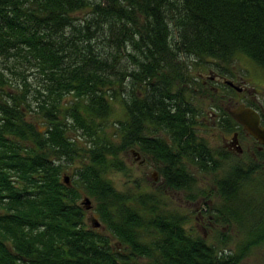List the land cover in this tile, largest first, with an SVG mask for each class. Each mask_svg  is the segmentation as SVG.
<instances>
[{
    "label": "trees",
    "instance_id": "16d2710c",
    "mask_svg": "<svg viewBox=\"0 0 264 264\" xmlns=\"http://www.w3.org/2000/svg\"><path fill=\"white\" fill-rule=\"evenodd\" d=\"M85 8L91 13L79 18ZM99 31L110 40L108 53L94 44ZM125 39L138 53H130L138 63L130 73L118 66ZM239 53L264 69V0H0V55L23 66L13 62L23 74L18 91L0 67V264H238L264 238V217L238 249L219 248L189 232L181 212L162 209L160 196L121 190L110 174L125 168L122 151L134 143L168 163L163 174L173 188L195 184L188 163L218 168L215 150L193 126L175 59L227 61ZM31 66L42 74L37 86L26 74ZM126 73L140 90L122 97L126 118L115 142L99 119L123 96L117 87ZM220 109L227 129L238 124ZM150 126L171 139L147 133ZM71 131L91 143L80 146ZM83 153L67 182L63 157ZM254 168L236 165L217 180L223 204L216 212L228 223L245 218L237 203ZM84 195L96 201L115 245L86 221Z\"/></svg>",
    "mask_w": 264,
    "mask_h": 264
},
{
    "label": "rangeland",
    "instance_id": "374dc122",
    "mask_svg": "<svg viewBox=\"0 0 264 264\" xmlns=\"http://www.w3.org/2000/svg\"><path fill=\"white\" fill-rule=\"evenodd\" d=\"M88 12L91 13L90 8H85L77 12L76 15L81 18ZM171 26L173 27L174 24L171 23ZM109 41L108 37L105 38L103 33L99 31L97 37L94 39V44L96 47L102 49V51L108 53L111 49ZM120 45L122 47L124 46V48L120 52V62L118 66L125 64L128 72L130 73L134 68H138V63L135 62V59H133L130 55V53L138 54L137 50L130 39H125L124 43H120ZM4 59L5 58L0 55V67L4 69L9 78V82L6 84H12L14 87L13 91H18L19 88L23 87L21 84L22 82L19 84L20 86L17 85L18 81H22L23 74L16 73V69H14L15 67L13 65V59L7 61ZM175 61L178 62L177 69L180 71L179 76L181 78L179 84L184 86L182 87L184 94L183 97L194 109L196 125L199 132L198 134L204 137L212 148H221L223 137L232 135L233 131H226L219 123L218 119L213 116V111H218L219 105L222 104V101L220 100V92L217 93L213 87L205 85L204 83V79L207 78L206 75L209 73V68L219 69V67H221L229 72L243 75L245 79H247L244 83H246L250 89L248 99L255 101L257 104L258 100L264 101V69L255 60L244 53L236 54L232 59L227 61L214 59L212 57L197 59L188 54H181L180 59H175ZM14 64H17L18 68L23 67L20 63L14 62ZM116 73V75H121L117 71ZM26 74L28 76V80L32 82V86L39 85L42 74L35 66L28 68ZM132 81L133 76L126 73L123 79L124 87L122 86L121 89H119V86L117 87L123 96H114L112 99V112L99 119L101 124L106 127L108 135L113 138L115 142L119 141V136H112V133L116 132L122 120L126 118V109L122 101V97L129 98V95L133 94L134 90H140L136 89V85L133 88ZM238 81L243 84V80L240 78ZM139 86L141 85L138 84L137 87ZM220 86L223 87V84ZM223 90L236 97L235 102L233 101L234 103L241 101L243 98V93L235 90L233 91L225 86ZM64 96V99L66 100L74 97L72 94H66ZM192 115L193 114H191V116ZM38 119L41 118L38 117ZM45 124V122L41 123L40 127L43 128ZM146 131L147 133L154 134L165 132L163 129H155L151 126L147 128ZM71 135L76 136L80 146H85L87 143H91L88 137H85L83 134H78L77 131H71ZM240 139L242 141V145L247 147L248 152L254 151L256 144L252 138L241 136ZM137 152H142L143 155H146L138 143H134L133 145L128 146L126 150L122 151V157L125 160V168L113 170L110 174L115 186L121 190L129 191L131 193H136L138 191H150L160 196L165 201V204H161L162 209L181 212L185 217L187 229L191 230L190 228L192 227L193 230L191 231L196 230L199 232L205 237L208 243L219 248L227 247L228 250L238 249L239 242L246 239L250 229L261 225V219L264 217V161L262 162L263 166H259L258 171L256 170L255 173L244 180V184L241 188L244 189L243 195L246 199L252 200L253 197L249 190H256L255 186L261 185L258 188L259 190L257 189V197L259 196V199L261 200L260 204L262 202L263 204L258 209V218H254V216L246 213L243 220L237 221L232 219V221L228 223L226 222V219L222 218V214H220L221 217H219L216 212L217 208L222 207L223 204V198L218 190L217 180L237 164H247L250 162V155L244 154L243 156H239L233 153L232 155H229V157H223L221 159L220 166L212 170L203 169L199 166V164L193 162L188 163L189 169H191V172H193L196 177V182L191 187L177 189L172 188L165 183L164 177L161 174L162 172L160 173L159 169L162 167L161 161L151 159V161L146 162L145 164H139L137 162L139 160L136 157ZM63 158L65 165L63 166L64 170L62 173L72 177L74 170L79 167L85 159H87L85 153L75 156L74 159H70L68 156H64ZM256 161L258 162L257 159ZM155 171L157 178L153 176ZM255 192L257 191H253V193ZM90 198L93 206L90 211L86 209L85 212V219L89 224H91L89 217L95 216L96 218H99L95 208L96 201L92 196H90ZM81 200L82 198H80L79 201L81 202ZM239 207L241 209L243 208L241 205ZM200 209L207 213V216L205 217L208 220L205 221V217L201 218L198 216ZM224 213L227 216L228 211L224 210ZM256 223L258 224L254 225ZM263 227L264 225L260 226V228ZM104 231L112 237V244L115 245L118 238L113 237L108 229H104ZM224 239H226V241ZM119 245L120 247L118 246V249L121 252L128 251L123 244ZM246 253L247 254L240 259L238 264H264V238L258 240L257 243L252 244L247 249ZM145 260L147 261L148 259Z\"/></svg>",
    "mask_w": 264,
    "mask_h": 264
},
{
    "label": "flooded vegetation",
    "instance_id": "af4514ba",
    "mask_svg": "<svg viewBox=\"0 0 264 264\" xmlns=\"http://www.w3.org/2000/svg\"><path fill=\"white\" fill-rule=\"evenodd\" d=\"M206 76H207V78L204 79L205 85H209V86L213 87V89L217 93L220 92V94H221L220 100L222 101V104L219 105V109H218L217 112L213 111V116L218 119L219 123L222 125V127L226 131H228V132L233 131L232 135L223 137V142H222L221 148H213L215 150V157L221 162V159L223 157H229V155H232L233 153H235V154H237L239 156H243L244 154L250 155V162H248L247 164L239 163L237 165H240L243 168L247 169L249 165L253 164L255 166V168H254L255 170H254L253 173H255L256 170L258 171L259 166H261V167L263 166L262 162L264 161V143L260 142L251 133H249L247 131V129L244 127V125L242 123H240L239 121H237L232 115L231 116L238 122V124H234V126L231 129H227L226 124L224 123V120H223V114H222V111H221L220 107H222L225 111H228L227 108L233 107V106L237 105L240 102H245L247 105L252 106V107H254L255 109L258 110V112L260 114V118H261L260 123L264 125V101L258 100V104H257L255 101L248 99L250 89H249V86L246 83H244L245 80H247V79H245V77L243 75L239 74V73L229 72L228 70H225V69L219 67V69L209 68V73ZM239 78L241 80H243L242 81L243 84L239 83V81H238ZM217 83L220 84V85L223 84V87L218 85ZM224 86L229 88V89H231V90H233V91L235 90V91H238L240 93H243L242 100L237 102V103H234L235 100H236V97H234L233 95H230L226 91H224L223 90ZM259 92H261V91H259ZM252 96H254V95H252ZM222 121H223V123H222ZM229 123H232V121L230 120ZM193 126H194V128L196 130V133L198 134L199 132H198V128H197L196 123ZM159 134H161L167 140L171 139L169 137V135L167 133H165V132L164 133H159ZM241 136L242 137H250V138L253 139L254 143L256 144L253 152H248L247 151V147L245 145L244 146L242 145V141L240 139ZM208 145H209V143H208ZM139 146H140V144H139ZM141 149H142V147H141ZM142 151L145 152L146 155H143L142 152H140V153L137 152V156L136 157L139 160V161H137L139 164H141V163L145 164L146 162L151 161V159L157 160L148 151H146L144 149H142ZM256 159L258 160V162L256 161ZM157 161H161L162 162V167L159 168L160 169V173L162 172L161 174L164 177V181L168 185V183L166 182V177L163 174V171L167 168V164L168 163L166 161H164V160H157ZM153 176L155 178H157L156 171L154 172ZM259 186H261V185L255 186L256 190H253V189L249 190L251 192V194H252V197H253L252 200L251 199L250 200L243 199V200H239V202L237 203V205L243 206V208L240 209V211L242 210L241 212H242L243 215H245L246 213L247 214L249 213L252 216L255 215L254 217L257 216V213L259 212L258 209L263 204V202L260 204L261 200L259 199V196L257 197ZM253 191H257V192L253 193ZM243 192H244V189L242 191V195H243ZM260 193H261V190H260ZM82 204L84 205L85 209H87L89 211H90V209L93 206V204H92L89 208H86V206H85V204L83 202H82ZM198 216L201 217V218L202 217L204 218L205 216H207V213L202 211V209H200ZM89 218L91 220L90 221L91 222L90 225L92 227H98L101 230L107 229L106 226L101 222V220L99 218H97L100 221L99 225H95L96 220H94L92 217H89ZM206 220H208V219L205 217V221ZM215 220H216V214H215ZM185 226H186V223H185ZM190 229L193 230L192 227ZM191 230H189V232L198 233L196 230L195 231H191Z\"/></svg>",
    "mask_w": 264,
    "mask_h": 264
},
{
    "label": "water",
    "instance_id": "95a60500",
    "mask_svg": "<svg viewBox=\"0 0 264 264\" xmlns=\"http://www.w3.org/2000/svg\"><path fill=\"white\" fill-rule=\"evenodd\" d=\"M227 109L237 121L244 125L249 133H251L260 142L264 143V125L260 123L261 118L257 109L247 105L245 102H240L237 105ZM68 177L69 176L67 175L65 176L67 182L69 181ZM82 202L85 204L86 208H89L92 205L89 195H85L82 199ZM92 218L96 220L95 225L100 224V221L95 216Z\"/></svg>",
    "mask_w": 264,
    "mask_h": 264
}]
</instances>
